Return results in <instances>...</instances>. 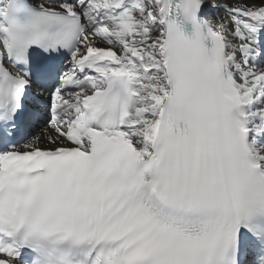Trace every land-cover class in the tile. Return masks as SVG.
<instances>
[{"label": "snow or ice", "instance_id": "obj_1", "mask_svg": "<svg viewBox=\"0 0 264 264\" xmlns=\"http://www.w3.org/2000/svg\"><path fill=\"white\" fill-rule=\"evenodd\" d=\"M206 5L0 0V264H264V0Z\"/></svg>", "mask_w": 264, "mask_h": 264}, {"label": "bare ground", "instance_id": "obj_2", "mask_svg": "<svg viewBox=\"0 0 264 264\" xmlns=\"http://www.w3.org/2000/svg\"><path fill=\"white\" fill-rule=\"evenodd\" d=\"M232 0H216V3L218 5H221L220 7L212 8L209 6H205L204 12L212 17L220 18L224 17L227 18L228 14L225 11L223 5L231 3Z\"/></svg>", "mask_w": 264, "mask_h": 264}]
</instances>
